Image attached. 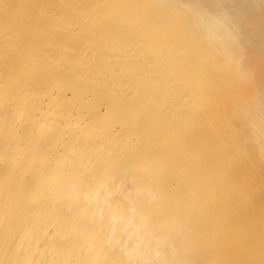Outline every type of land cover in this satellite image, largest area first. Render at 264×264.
<instances>
[{
  "label": "bare ground",
  "instance_id": "obj_1",
  "mask_svg": "<svg viewBox=\"0 0 264 264\" xmlns=\"http://www.w3.org/2000/svg\"><path fill=\"white\" fill-rule=\"evenodd\" d=\"M0 264H264V0H0Z\"/></svg>",
  "mask_w": 264,
  "mask_h": 264
}]
</instances>
